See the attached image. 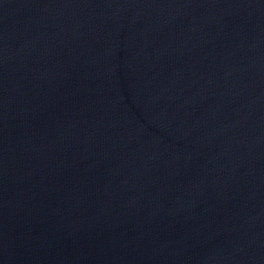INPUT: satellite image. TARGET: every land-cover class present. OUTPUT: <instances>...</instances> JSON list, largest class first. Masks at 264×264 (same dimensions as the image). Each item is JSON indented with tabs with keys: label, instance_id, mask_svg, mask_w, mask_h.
I'll use <instances>...</instances> for the list:
<instances>
[{
	"label": "water",
	"instance_id": "obj_1",
	"mask_svg": "<svg viewBox=\"0 0 264 264\" xmlns=\"http://www.w3.org/2000/svg\"><path fill=\"white\" fill-rule=\"evenodd\" d=\"M0 264H264V0H0Z\"/></svg>",
	"mask_w": 264,
	"mask_h": 264
}]
</instances>
